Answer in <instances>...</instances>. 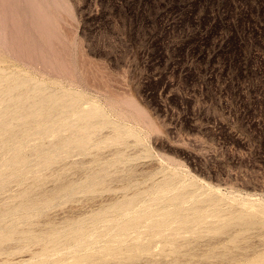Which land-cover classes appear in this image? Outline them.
Wrapping results in <instances>:
<instances>
[{
    "label": "rangeland",
    "instance_id": "1",
    "mask_svg": "<svg viewBox=\"0 0 264 264\" xmlns=\"http://www.w3.org/2000/svg\"><path fill=\"white\" fill-rule=\"evenodd\" d=\"M0 264H264V0H0Z\"/></svg>",
    "mask_w": 264,
    "mask_h": 264
},
{
    "label": "bare ground",
    "instance_id": "2",
    "mask_svg": "<svg viewBox=\"0 0 264 264\" xmlns=\"http://www.w3.org/2000/svg\"><path fill=\"white\" fill-rule=\"evenodd\" d=\"M260 213V212H259ZM101 249V248H100ZM49 257V256H48Z\"/></svg>",
    "mask_w": 264,
    "mask_h": 264
}]
</instances>
